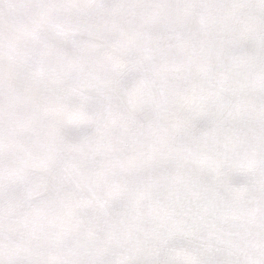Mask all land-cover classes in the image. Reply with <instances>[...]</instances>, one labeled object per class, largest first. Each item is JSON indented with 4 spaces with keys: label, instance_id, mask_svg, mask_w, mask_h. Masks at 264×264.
Here are the masks:
<instances>
[{
    "label": "snow or ice",
    "instance_id": "1",
    "mask_svg": "<svg viewBox=\"0 0 264 264\" xmlns=\"http://www.w3.org/2000/svg\"><path fill=\"white\" fill-rule=\"evenodd\" d=\"M0 264H264V0H0Z\"/></svg>",
    "mask_w": 264,
    "mask_h": 264
}]
</instances>
